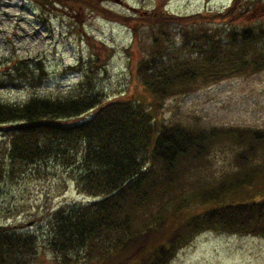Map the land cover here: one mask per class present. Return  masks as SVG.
<instances>
[{
  "label": "trees",
  "instance_id": "1",
  "mask_svg": "<svg viewBox=\"0 0 264 264\" xmlns=\"http://www.w3.org/2000/svg\"><path fill=\"white\" fill-rule=\"evenodd\" d=\"M114 18L132 24L142 99L107 98L95 84L105 64L98 52L68 65L78 78L65 91L0 99V178L52 169L63 188L73 181L91 197L46 210L44 243L35 231L0 222V264H36L44 247L57 264H169L202 230L264 237V128H206L161 113L165 100L201 83L264 69V0ZM170 23L183 26L177 45ZM46 75L40 58L15 55L0 66V88L36 87ZM224 139L236 143L232 167L188 179Z\"/></svg>",
  "mask_w": 264,
  "mask_h": 264
},
{
  "label": "rangeland",
  "instance_id": "2",
  "mask_svg": "<svg viewBox=\"0 0 264 264\" xmlns=\"http://www.w3.org/2000/svg\"><path fill=\"white\" fill-rule=\"evenodd\" d=\"M60 1L0 0V66L17 55L40 58L47 70L44 82L36 87L0 88L2 101H23L30 94L65 91L78 78V73L72 72L68 65H76L80 55L86 59L97 52L105 64L97 67L95 84L107 98L128 99L133 94L142 99L144 87L132 73L138 52L133 42L132 24L123 23L114 16L118 13L142 16L149 11L162 16L166 13H208L230 2L88 0L92 6L98 5L104 10L101 12L95 7L97 12L87 8L90 3L86 0ZM179 25L170 23L167 26L176 45L183 27ZM145 34L144 29L138 33L144 45L149 41ZM161 113L164 119L173 118L206 128L263 129L264 69L249 75L225 77L219 82L201 83L188 93L165 100ZM235 148L236 143L227 139L216 142L205 163L195 162L190 167L188 179L193 180L197 171L208 178L225 172L232 167ZM259 151L264 155V151ZM44 170H40L39 176L31 168L15 179L0 178V222L35 231L42 243L46 239L49 219L46 210H53L67 201L91 199L79 193L73 181H68L63 188L58 173ZM38 253L36 264H57L46 247L38 249ZM169 264H264V237L202 230L179 248Z\"/></svg>",
  "mask_w": 264,
  "mask_h": 264
}]
</instances>
